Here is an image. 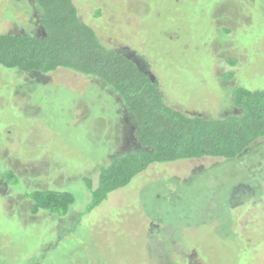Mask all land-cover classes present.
Instances as JSON below:
<instances>
[{"label": "rangeland", "instance_id": "rangeland-1", "mask_svg": "<svg viewBox=\"0 0 264 264\" xmlns=\"http://www.w3.org/2000/svg\"><path fill=\"white\" fill-rule=\"evenodd\" d=\"M74 4L169 106L216 119L233 86L264 91V0ZM37 15L32 0H0V33L42 35ZM133 130L95 78L0 67V264H264V139L234 159L152 165L84 213V178L139 150ZM47 189L72 192L65 216L31 214L26 193Z\"/></svg>", "mask_w": 264, "mask_h": 264}, {"label": "trees", "instance_id": "trees-1", "mask_svg": "<svg viewBox=\"0 0 264 264\" xmlns=\"http://www.w3.org/2000/svg\"><path fill=\"white\" fill-rule=\"evenodd\" d=\"M32 1L42 35L0 33V67L40 74L67 70L101 81L118 95L132 117L133 137L139 145V150L101 165L96 183L91 177L84 178L90 193L84 213L98 207L110 193L127 187L152 165L234 159L264 139V91L235 85L231 113L216 119L187 114L168 105L156 81L132 56L98 37L80 17L74 0ZM12 177L9 171L6 179ZM25 196L33 215L45 211L62 217L74 203L72 192L57 189L32 190Z\"/></svg>", "mask_w": 264, "mask_h": 264}]
</instances>
